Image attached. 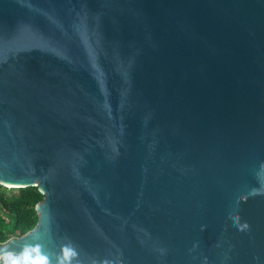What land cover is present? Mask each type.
<instances>
[{"label": "water", "instance_id": "1", "mask_svg": "<svg viewBox=\"0 0 264 264\" xmlns=\"http://www.w3.org/2000/svg\"><path fill=\"white\" fill-rule=\"evenodd\" d=\"M0 184V259L264 264V0H0Z\"/></svg>", "mask_w": 264, "mask_h": 264}, {"label": "trees", "instance_id": "2", "mask_svg": "<svg viewBox=\"0 0 264 264\" xmlns=\"http://www.w3.org/2000/svg\"><path fill=\"white\" fill-rule=\"evenodd\" d=\"M42 198L36 186L5 189L0 184V242L22 235L35 225V205ZM0 264L22 263L16 254H10L0 259Z\"/></svg>", "mask_w": 264, "mask_h": 264}, {"label": "flooded vegetation", "instance_id": "3", "mask_svg": "<svg viewBox=\"0 0 264 264\" xmlns=\"http://www.w3.org/2000/svg\"><path fill=\"white\" fill-rule=\"evenodd\" d=\"M27 70H32L33 71V64L27 67Z\"/></svg>", "mask_w": 264, "mask_h": 264}, {"label": "rangeland", "instance_id": "4", "mask_svg": "<svg viewBox=\"0 0 264 264\" xmlns=\"http://www.w3.org/2000/svg\"><path fill=\"white\" fill-rule=\"evenodd\" d=\"M3 187H5V189H8L9 188V186H5V185Z\"/></svg>", "mask_w": 264, "mask_h": 264}, {"label": "bare ground", "instance_id": "5", "mask_svg": "<svg viewBox=\"0 0 264 264\" xmlns=\"http://www.w3.org/2000/svg\"><path fill=\"white\" fill-rule=\"evenodd\" d=\"M7 186H9V185H7Z\"/></svg>", "mask_w": 264, "mask_h": 264}]
</instances>
